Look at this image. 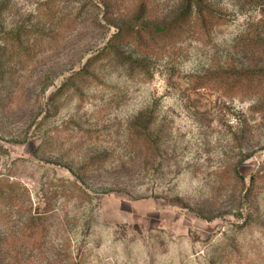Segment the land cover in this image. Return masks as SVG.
Wrapping results in <instances>:
<instances>
[{"label":"rangeland","instance_id":"rangeland-1","mask_svg":"<svg viewBox=\"0 0 264 264\" xmlns=\"http://www.w3.org/2000/svg\"><path fill=\"white\" fill-rule=\"evenodd\" d=\"M180 1L0 0L9 264H264V176L243 197L264 174V77L218 75L264 66V0H211L209 32L105 50L140 5L158 23Z\"/></svg>","mask_w":264,"mask_h":264},{"label":"trees","instance_id":"trees-1","mask_svg":"<svg viewBox=\"0 0 264 264\" xmlns=\"http://www.w3.org/2000/svg\"><path fill=\"white\" fill-rule=\"evenodd\" d=\"M261 12V14L264 15V9ZM218 15V11L211 0H181L174 12L169 11V14H166L164 19L157 21L158 23H154L148 19V7L145 4H142L137 9L136 20L133 21L130 26H126L122 23L115 25L117 31L110 38L105 50H107L108 54H115L119 51L120 45L125 38L134 35L139 40H142L144 32L152 37V41L157 37H162L163 39L169 40L167 45H170L178 39L181 40L182 38L192 35L193 32H196L197 28L200 29L201 32H209L215 23H217ZM262 23H264V21ZM254 31H258L257 27H254ZM257 37L258 34L255 35V39H258L255 43L261 44L263 42L260 40L261 36ZM147 48L151 49L149 46ZM144 57L147 58L149 56L145 54ZM143 61L144 59L136 60L139 70L145 72V74H149V69ZM218 75L231 79V87L234 89L238 88L240 84L243 85L245 82H249L251 84L254 80L264 77V66H254L250 68H238L236 66H232L230 69L223 70V72ZM220 76H217L216 79L219 80ZM201 80H204V78ZM65 86L66 84L62 87ZM150 117L151 116L146 112H141L135 119V125L140 126L142 121L145 120L148 122ZM75 174L77 177L79 176L78 173ZM262 176H264V174H257L251 177L253 188L252 186L248 188L243 196L250 204L254 205L256 198L258 197V191L253 190L254 182L256 178H260ZM0 195L5 198L12 196L3 189H0ZM34 221L35 220L32 219L31 224L34 225ZM252 222L254 221L252 220L246 222V226L252 224ZM5 252L6 251L3 252V250H0V264H9L8 262L16 256L10 255L9 257V255Z\"/></svg>","mask_w":264,"mask_h":264}]
</instances>
